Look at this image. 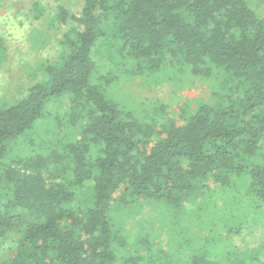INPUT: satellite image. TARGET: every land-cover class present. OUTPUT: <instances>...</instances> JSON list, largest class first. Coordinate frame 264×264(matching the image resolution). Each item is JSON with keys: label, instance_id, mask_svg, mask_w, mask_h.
Returning <instances> with one entry per match:
<instances>
[{"label": "trees", "instance_id": "16d2710c", "mask_svg": "<svg viewBox=\"0 0 264 264\" xmlns=\"http://www.w3.org/2000/svg\"><path fill=\"white\" fill-rule=\"evenodd\" d=\"M248 1L59 8L58 58L0 106V264H264V229L246 249L239 235L264 223V16ZM185 74L208 94L180 124L114 93Z\"/></svg>", "mask_w": 264, "mask_h": 264}, {"label": "rangeland", "instance_id": "374dc122", "mask_svg": "<svg viewBox=\"0 0 264 264\" xmlns=\"http://www.w3.org/2000/svg\"><path fill=\"white\" fill-rule=\"evenodd\" d=\"M83 0H0V106L9 104L27 94L28 88L42 79L41 64L54 62L62 46L59 41L71 23V19L58 18L60 7L67 14H77ZM253 9L264 16V1H248ZM58 18V19H57ZM93 61L102 68L107 63L97 51ZM44 65V64H43ZM183 83H158L145 85L137 79L120 81L114 91L125 106H133L139 115L165 112L178 124V107L184 101L193 106L200 98H206L208 85L203 79L186 74ZM60 110L61 106L55 105ZM45 130H39L42 134ZM262 226L248 222L240 232V248L256 245L263 240ZM15 237V236H14ZM242 240V239H241Z\"/></svg>", "mask_w": 264, "mask_h": 264}]
</instances>
